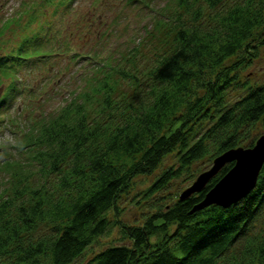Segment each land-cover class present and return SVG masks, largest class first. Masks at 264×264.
I'll use <instances>...</instances> for the list:
<instances>
[{"label": "trees", "instance_id": "obj_1", "mask_svg": "<svg viewBox=\"0 0 264 264\" xmlns=\"http://www.w3.org/2000/svg\"><path fill=\"white\" fill-rule=\"evenodd\" d=\"M74 1L31 0L29 22L22 27L28 29L37 12L49 7L59 18L75 16L81 10H71ZM180 2L191 7L195 1ZM23 3L21 15L27 7ZM203 3L212 9L207 15ZM192 12L189 23L178 22L168 48L173 52L145 79L122 67L105 68L100 59L105 43L78 51L66 37L58 41L63 22L59 27L46 22V30L40 20L34 33H21L14 44L0 50V123L17 98L38 96L44 102L56 89L70 88L61 77L65 71L49 79L50 91L21 83L19 72L39 57L64 49L76 65H102L96 75L76 70L84 88L56 113L33 107L38 118L20 146L33 158L32 167L23 177L16 172L18 180L15 174L9 177L10 196L0 200V264H264V164L255 187L227 207L210 204L193 210L233 161L186 198L180 197L181 191L165 193L178 178L189 181L185 188L191 185L225 150L254 145L259 135L255 129L264 127V79L253 81L243 73L263 57L264 0H203ZM100 13L104 28L99 35L108 39L113 19L108 24L103 10ZM92 16L84 12L79 20L90 22ZM207 16L209 22L198 19ZM15 22L4 20L0 34ZM113 73L130 78L132 85L119 99L112 97L107 84ZM101 91L103 100L93 117L85 106ZM170 155L177 163L165 165ZM207 157V166L193 168ZM159 168L141 196L164 193L150 204L153 209L142 222L123 221V195L133 189L137 177ZM114 226L125 241L111 243L83 261L86 249Z\"/></svg>", "mask_w": 264, "mask_h": 264}, {"label": "rangeland", "instance_id": "obj_2", "mask_svg": "<svg viewBox=\"0 0 264 264\" xmlns=\"http://www.w3.org/2000/svg\"><path fill=\"white\" fill-rule=\"evenodd\" d=\"M121 1L122 0H75L71 5V10L75 11L76 8H80L79 10H81V12H77L75 16L64 13L66 16L64 15L65 17L61 18L53 13L52 7H49L46 10H42L40 14L38 11L37 18L30 21L31 24L28 29H26L22 26L29 22V20H27L30 16L29 11L33 10L31 0H0V26L3 24L4 20L9 18H16L17 21L9 24L11 27L7 28L9 25H6L1 29L3 32L0 34V50H6L9 45L14 44V40H18V38L23 35L21 33H28V35L30 32L34 33L35 30L32 29L38 27L40 20L43 21V26L46 30L48 28V25L44 24L46 22L56 23L57 27L63 22V33L57 38L58 41L66 37L65 41L71 43L70 47L78 51H89L96 45H103L105 43L107 45L104 47L103 54L100 56L101 61L104 62L105 68L109 66L108 64L116 68L117 66L122 67L123 70L127 69L130 73H135L138 77L141 76L140 78L145 79L147 72H149L152 67L159 64L161 59L170 56L173 52L172 50L168 51V48L170 43L173 42L175 31L180 27V23L178 22L180 21L182 23L186 21L189 23V21L194 18V12H192L193 8H197L199 1L201 2L203 0H191L195 1L191 3V7L182 4L180 2L181 0H140L136 5L132 4L133 6L125 4L126 0H123V2ZM22 2H24V7H27L21 15L19 14V8ZM148 3H150L151 6H149ZM101 10L105 13V22L109 24L113 19L114 30L112 31L113 34L108 36V39H103L102 36L99 35L101 29L104 28L99 19ZM210 10L212 9L208 4L203 3V14L206 13L207 15ZM121 11H123V14H119ZM84 12H88L91 16L93 15L90 22L82 23V21L79 20V16L83 17ZM198 19L207 21L208 16L206 19ZM67 22H70V24L66 27ZM207 22H209V19ZM110 28L109 26L108 29ZM90 29L91 32L88 33ZM65 30H70L72 33L65 36L67 34ZM8 38L10 42L7 41ZM5 41L8 45H6ZM60 46L63 49V43H60ZM56 51L57 53L39 57L38 60L35 61L36 63L29 69L19 72L21 83L27 87L36 85L40 88L42 87V91H50L53 83L52 80L49 79L56 78L57 74L60 75L62 71H65V74L61 77L63 78V82L66 80L65 83H69L68 86L70 88L61 89L59 86V89L53 91L55 93L53 98L44 102L40 101L38 96H34L28 101L27 97H19L14 102L15 104L8 109V112L3 115L4 120L0 123V200L3 198L7 199V197L10 196L9 189H12V182L9 177H12V174L16 172L23 177L24 171L26 172L32 167L29 161L32 159V162L33 158L20 146L25 140V131H28L29 127H32L33 123H35L34 120L38 118V114L33 113V107L39 106L42 111L47 108V110L56 113L66 101L70 100L74 94H77L84 88V80L82 79L79 81L80 77L76 76V70L83 71L84 75L87 73H89V75H96L99 72L96 68L102 66L98 64L99 66L96 65L95 67L91 64L85 67L86 64H84V62L76 65L75 63L78 61L69 58L66 50ZM261 51V56L263 57H260L256 60V64L243 72L247 73L250 80L253 81H262L264 79V49ZM83 74L81 77H84ZM3 83H8L6 77ZM70 84H72V87ZM107 84H109L108 88L112 92V97L118 99L120 98V92L128 94V91L130 92V88H132L130 78H122V76L117 73L110 74ZM2 87L3 85L0 86V91ZM94 94L95 95L91 100H88L85 106V112H88V114L90 113L89 115L93 117L95 116L93 111L99 110L104 92H95ZM255 132L259 134L264 133V127L262 125L257 126ZM242 146L245 147V144H242ZM176 160L175 155H170L166 158L165 165H170L172 163L176 164ZM208 162L209 159L207 157L193 165V168H203L208 165ZM160 170L159 168L154 171L152 175L137 177L133 189L129 193L123 195L119 205L124 209L122 212L123 221L127 223H140L145 217V214L153 209L150 204L157 201L159 194L164 192H160L152 196V198L141 196V192L150 184L149 182H152ZM28 177H31V174ZM15 178L18 180L19 175L15 174ZM170 182L165 193L169 196H174L175 193L182 191L189 181H185L184 178H178ZM121 235L119 227H112L108 235L100 236L88 249H86L82 260L86 261V259L91 258L95 253L101 250V248L111 243L124 242L125 240ZM77 261V264L81 262V260Z\"/></svg>", "mask_w": 264, "mask_h": 264}, {"label": "water", "instance_id": "obj_3", "mask_svg": "<svg viewBox=\"0 0 264 264\" xmlns=\"http://www.w3.org/2000/svg\"><path fill=\"white\" fill-rule=\"evenodd\" d=\"M234 164L218 181L208 189L205 196L194 205L193 210L218 204L227 207L247 195L257 183L261 166L264 164V133L259 134L254 145L232 147L213 158L211 166L200 172L191 185L181 191L186 198L202 190L227 162Z\"/></svg>", "mask_w": 264, "mask_h": 264}]
</instances>
